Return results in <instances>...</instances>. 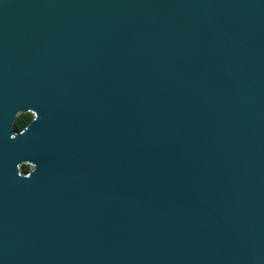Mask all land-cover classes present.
Returning <instances> with one entry per match:
<instances>
[{"label": "water", "instance_id": "95a60500", "mask_svg": "<svg viewBox=\"0 0 264 264\" xmlns=\"http://www.w3.org/2000/svg\"><path fill=\"white\" fill-rule=\"evenodd\" d=\"M0 264H264V0H0Z\"/></svg>", "mask_w": 264, "mask_h": 264}, {"label": "trees", "instance_id": "16d2710c", "mask_svg": "<svg viewBox=\"0 0 264 264\" xmlns=\"http://www.w3.org/2000/svg\"><path fill=\"white\" fill-rule=\"evenodd\" d=\"M32 119V115L30 113H24L17 116L15 122H14V129L15 130H21L24 128ZM21 168L24 171H28L29 167L26 165H22Z\"/></svg>", "mask_w": 264, "mask_h": 264}]
</instances>
